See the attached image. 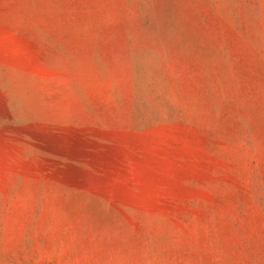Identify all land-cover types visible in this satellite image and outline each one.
Wrapping results in <instances>:
<instances>
[{
	"label": "rangeland",
	"instance_id": "1",
	"mask_svg": "<svg viewBox=\"0 0 264 264\" xmlns=\"http://www.w3.org/2000/svg\"><path fill=\"white\" fill-rule=\"evenodd\" d=\"M0 264H264V0H0Z\"/></svg>",
	"mask_w": 264,
	"mask_h": 264
}]
</instances>
